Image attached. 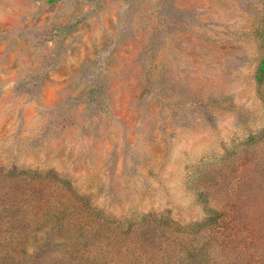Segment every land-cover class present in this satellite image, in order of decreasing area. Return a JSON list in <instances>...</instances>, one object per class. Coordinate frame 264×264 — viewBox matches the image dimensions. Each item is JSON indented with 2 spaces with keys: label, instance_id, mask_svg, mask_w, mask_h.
Listing matches in <instances>:
<instances>
[{
  "label": "rangeland",
  "instance_id": "rangeland-1",
  "mask_svg": "<svg viewBox=\"0 0 264 264\" xmlns=\"http://www.w3.org/2000/svg\"><path fill=\"white\" fill-rule=\"evenodd\" d=\"M263 61L264 0H0V264H264Z\"/></svg>",
  "mask_w": 264,
  "mask_h": 264
},
{
  "label": "trees",
  "instance_id": "trees-1",
  "mask_svg": "<svg viewBox=\"0 0 264 264\" xmlns=\"http://www.w3.org/2000/svg\"><path fill=\"white\" fill-rule=\"evenodd\" d=\"M263 70H264V61L262 62L261 66H260V71L263 72ZM207 212L209 213V216H210V218H208V220L210 219L209 221H214V219L216 217L215 216L216 212L213 209H208Z\"/></svg>",
  "mask_w": 264,
  "mask_h": 264
}]
</instances>
